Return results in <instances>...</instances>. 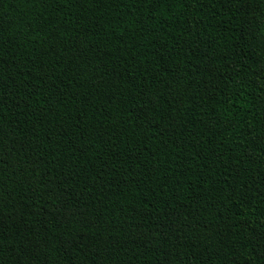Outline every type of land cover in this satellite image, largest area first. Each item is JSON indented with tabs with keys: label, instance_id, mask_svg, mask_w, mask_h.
Here are the masks:
<instances>
[{
	"label": "trees",
	"instance_id": "trees-1",
	"mask_svg": "<svg viewBox=\"0 0 264 264\" xmlns=\"http://www.w3.org/2000/svg\"><path fill=\"white\" fill-rule=\"evenodd\" d=\"M0 264H264V0H0Z\"/></svg>",
	"mask_w": 264,
	"mask_h": 264
}]
</instances>
